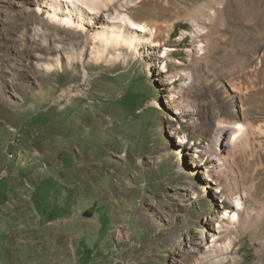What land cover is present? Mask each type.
I'll return each instance as SVG.
<instances>
[{
	"label": "rangeland",
	"instance_id": "374dc122",
	"mask_svg": "<svg viewBox=\"0 0 264 264\" xmlns=\"http://www.w3.org/2000/svg\"><path fill=\"white\" fill-rule=\"evenodd\" d=\"M38 1L0 0V264H196L207 220L230 206L212 183L204 196L212 161L193 162L209 124L239 112L264 156V0H100L108 16L171 32L173 51L112 48L98 62ZM193 21L208 31L201 62ZM255 249L244 235L224 264H264Z\"/></svg>",
	"mask_w": 264,
	"mask_h": 264
},
{
	"label": "bare ground",
	"instance_id": "6f19581e",
	"mask_svg": "<svg viewBox=\"0 0 264 264\" xmlns=\"http://www.w3.org/2000/svg\"><path fill=\"white\" fill-rule=\"evenodd\" d=\"M99 2L100 0H39L36 12L41 14L48 23L57 26V30L64 29L66 33L70 31L71 36L82 37L85 42L80 40L76 44L84 43L83 47L89 52V59L96 62L98 59L105 58L112 48L118 49L119 47L128 48L138 54L144 49L146 55L156 60L170 59L173 47H168L165 41L170 37L171 32L160 38L161 30L154 24L135 21L126 14L120 17L108 16L98 8ZM221 16L220 11L214 10L207 15L206 22H218ZM193 25L195 27L193 57L196 62H201L206 58L204 42L208 31L206 32L203 25L196 21H193ZM80 53V57H83L84 53ZM65 57L67 63L71 64L76 56L65 55ZM48 64L46 65L47 70L53 69L54 66L60 69L62 61L58 56L53 59V63ZM181 75L185 79L189 73ZM231 77L227 81L233 92L237 89L247 91L238 78ZM187 85L188 82H183L181 86ZM172 100L176 102L175 94L172 95ZM177 104L185 105L188 110H195L192 104L182 100L177 101ZM252 125L249 120L244 122L239 112L235 118L230 120L217 118L209 124L211 136L206 140L203 150L193 156L196 167L205 166L210 162L209 160L212 161L211 169L205 167L201 183L205 191L204 196L212 183L219 197L230 202L228 209L217 215L216 225L212 223L213 219L207 220L204 227L210 228V241L208 242L207 237V243L203 244L204 239L200 242L198 251L205 244L208 247L196 264L226 263L227 260L235 257L231 256L233 247L244 235L251 238L255 243L256 253L264 259V156L260 154ZM186 138L183 136L180 140L183 141ZM200 140L198 136L197 141ZM176 154H181V150H178ZM239 154L241 160L237 156Z\"/></svg>",
	"mask_w": 264,
	"mask_h": 264
}]
</instances>
